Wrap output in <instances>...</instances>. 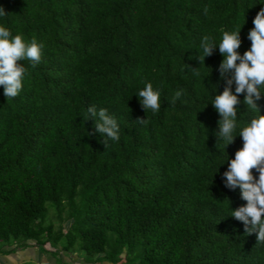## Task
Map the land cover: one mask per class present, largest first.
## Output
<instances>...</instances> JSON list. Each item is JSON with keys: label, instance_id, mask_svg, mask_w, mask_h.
I'll return each instance as SVG.
<instances>
[{"label": "trees", "instance_id": "trees-1", "mask_svg": "<svg viewBox=\"0 0 264 264\" xmlns=\"http://www.w3.org/2000/svg\"><path fill=\"white\" fill-rule=\"evenodd\" d=\"M261 8L264 0H0V25L43 44L39 63L22 61L20 93L0 94V256L39 248L56 258L79 246L85 264H264V241L227 217L245 201L222 180L243 141L218 152L213 135L223 57L214 50L207 67L190 59L203 37L218 44L241 28L243 54ZM145 83L159 90L155 113L135 96ZM89 105L117 120L118 140L105 147L88 135ZM258 105L264 114V97ZM239 107L241 127L258 115Z\"/></svg>", "mask_w": 264, "mask_h": 264}, {"label": "clouds", "instance_id": "clouds-1", "mask_svg": "<svg viewBox=\"0 0 264 264\" xmlns=\"http://www.w3.org/2000/svg\"><path fill=\"white\" fill-rule=\"evenodd\" d=\"M3 12L4 9L0 10V15ZM252 24L253 27L247 33L250 48L243 54L238 51L242 44L241 28L223 32L218 44L212 43L208 37H203L197 54L190 59H197L200 67L206 66L205 59L211 56L214 50H218L223 57L216 68L219 80L211 84L216 94L212 95L209 103L219 117L218 127L213 131V135L217 139L218 152L221 150L220 142H223L227 151V147L234 142L237 135L243 141L234 158L230 159L228 156L225 162L227 168L222 173V180L227 189H239L240 198L245 201L236 208L231 207L230 203L231 214L227 217L240 222L244 234H255L257 240L264 241V114H261L258 105V101L264 97V8L257 12ZM42 49V43L34 40L28 42L21 35H13L7 27L0 25V88H2L0 94L6 99L16 97L22 90L26 75L22 61L28 60L33 65L39 63ZM188 66L193 70L199 69ZM221 82H223L222 91L219 90ZM241 94H243L242 100ZM135 96L145 113L149 109L154 113L159 110L160 93L151 83H145ZM180 97L181 92L176 91L172 102ZM241 104L247 110L258 113L243 127L239 125L240 116H238V113H241L239 107ZM86 112L88 118L85 122L93 121L92 129L87 130L89 136L98 133L101 137L100 142L105 147L108 140L119 139L118 122L107 113L106 109H97L95 105H89ZM136 120L141 123L146 122V118ZM218 172L219 169L215 175Z\"/></svg>", "mask_w": 264, "mask_h": 264}, {"label": "rangeland", "instance_id": "rangeland-1", "mask_svg": "<svg viewBox=\"0 0 264 264\" xmlns=\"http://www.w3.org/2000/svg\"><path fill=\"white\" fill-rule=\"evenodd\" d=\"M49 220H51V222H54L55 225L58 226V222L54 217L53 211L50 212ZM47 248L53 251L52 249H50V247ZM37 254L39 255V258H37ZM85 258V252L80 249L79 246H76L75 249L69 252H60L56 258L42 254L39 248H28L23 251H18L8 258L2 256L0 257V260L3 264H85ZM98 264L110 263L102 262Z\"/></svg>", "mask_w": 264, "mask_h": 264}, {"label": "crops", "instance_id": "crops-1", "mask_svg": "<svg viewBox=\"0 0 264 264\" xmlns=\"http://www.w3.org/2000/svg\"><path fill=\"white\" fill-rule=\"evenodd\" d=\"M14 255V254H13ZM10 256H12V255H10ZM10 256H3V257H10ZM0 257H2V256H0ZM37 258H39V255L37 254ZM1 261V260H0ZM0 263H2V261L0 262ZM3 264V263H2Z\"/></svg>", "mask_w": 264, "mask_h": 264}]
</instances>
